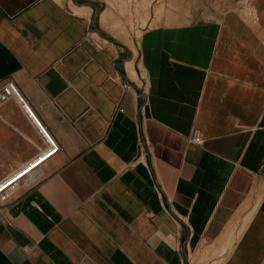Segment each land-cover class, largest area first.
Listing matches in <instances>:
<instances>
[{"label": "crops", "instance_id": "1", "mask_svg": "<svg viewBox=\"0 0 264 264\" xmlns=\"http://www.w3.org/2000/svg\"><path fill=\"white\" fill-rule=\"evenodd\" d=\"M145 1L0 0V264H264V0Z\"/></svg>", "mask_w": 264, "mask_h": 264}, {"label": "built area", "instance_id": "2", "mask_svg": "<svg viewBox=\"0 0 264 264\" xmlns=\"http://www.w3.org/2000/svg\"><path fill=\"white\" fill-rule=\"evenodd\" d=\"M10 100H13L16 103H18L20 107L23 109V111L29 116V118H31L35 122L42 137L45 140L47 147L46 150L42 153V155L34 159L33 160L34 162L31 163V165L27 166L24 170H22L21 172L13 173L12 175L0 180V205L4 204L9 199L11 194L17 190L19 182L25 178H28L32 174V172L39 166L34 168L31 172L21 177L13 184H10L13 180H15L22 173L27 171L30 167H32L33 165H35L36 163H38L48 155L54 152L57 153L60 148L57 142L48 134L46 129L37 121L33 112L31 111L28 101L22 96V94L19 92L18 88L16 87L15 83L11 79L0 83V105ZM190 142L193 144H200L201 136L199 130L194 129L192 131V134L190 136Z\"/></svg>", "mask_w": 264, "mask_h": 264}, {"label": "rangeland", "instance_id": "3", "mask_svg": "<svg viewBox=\"0 0 264 264\" xmlns=\"http://www.w3.org/2000/svg\"><path fill=\"white\" fill-rule=\"evenodd\" d=\"M106 1H108L109 5H113V7L117 8L118 13L120 14V19L122 23L133 25V23L135 22V25L139 23L142 24V19L139 18L138 15H136L135 13L131 15L134 9L137 10L139 9L140 5H142L141 0H117L116 1L117 6L115 4H112L111 0H106ZM120 1L123 2L124 8H121L122 5ZM154 1L152 0L151 2L154 4L155 3ZM189 264H226V262H225V256L223 254L221 255H216V254H210V255L209 254H198L197 255L196 254V255L189 256Z\"/></svg>", "mask_w": 264, "mask_h": 264}, {"label": "bare ground", "instance_id": "4", "mask_svg": "<svg viewBox=\"0 0 264 264\" xmlns=\"http://www.w3.org/2000/svg\"><path fill=\"white\" fill-rule=\"evenodd\" d=\"M143 1V0H142ZM121 8H124L123 6V2H121ZM147 1L144 0V3L142 6H146ZM120 5V4H119ZM123 10V9H122ZM105 16L103 15L102 18H104ZM116 30V29H115ZM55 153V152H54ZM54 153L48 155L47 157H45L44 159H42L41 161H39L38 163H36L35 165H33L32 167H30L27 171H25L24 173H22L19 177H17L15 180H13L10 184H13L14 182H16L17 180H19L21 177L25 176L26 174H28L29 172H31L34 168H36L37 166H39L40 164H42L45 160H47L48 158H50ZM33 163V162H32ZM31 165V164H30ZM224 246H222L221 251H224Z\"/></svg>", "mask_w": 264, "mask_h": 264}]
</instances>
